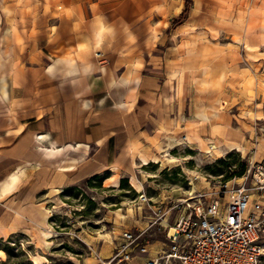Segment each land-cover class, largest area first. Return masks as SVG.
Returning a JSON list of instances; mask_svg holds the SVG:
<instances>
[{"label":"rangeland","instance_id":"1","mask_svg":"<svg viewBox=\"0 0 264 264\" xmlns=\"http://www.w3.org/2000/svg\"><path fill=\"white\" fill-rule=\"evenodd\" d=\"M190 1L185 21L172 27L167 16L155 20L151 15L161 10L165 0H130L136 18L132 31L145 37L134 43L149 48L150 67H161V73L151 69L145 73L170 84L163 92L166 105L153 109L166 119L165 125L155 128L160 138H152L154 152L139 159V163L142 158L151 159L149 165L137 168L141 164L135 166L134 161L127 171L93 174L94 164L87 161L80 174L46 198L40 188L62 163L47 162L39 174L37 198L23 190L21 199L10 205L20 215L14 217L12 211L7 220L18 231L2 242L0 264H99L121 231L158 219L157 208L165 206L160 202L169 199L153 197L165 191L177 192L179 199L227 184V191L243 186L253 199H264V0ZM51 2L0 0L1 98L7 99L14 78L23 80L17 71L19 54L45 32ZM165 6L168 15H174L181 11L178 7L183 10L185 0H166ZM175 117L176 123L169 120ZM167 144L174 146L168 154L175 162L168 163L158 150ZM133 177L142 183L141 193L132 187ZM140 194L150 206L140 204ZM141 206L142 211L137 210ZM119 214L124 218L119 219ZM260 264H264V253Z\"/></svg>","mask_w":264,"mask_h":264},{"label":"crops","instance_id":"2","mask_svg":"<svg viewBox=\"0 0 264 264\" xmlns=\"http://www.w3.org/2000/svg\"><path fill=\"white\" fill-rule=\"evenodd\" d=\"M165 2L151 15L155 20L167 16L169 24L184 8L168 15ZM131 8L130 0H52L45 32L19 54L17 71L23 80L14 78L7 99L0 97V253H4L2 242L18 231L7 220L12 211L14 217L20 215L11 203L21 199L23 190L37 198L39 174L47 162H62L40 188L49 198L50 191L64 188L87 161L94 164L93 174L97 170L113 174L111 169L127 171L134 161L135 166L140 164L141 155L154 152L150 141L166 119L153 109L166 105L163 92L170 84L145 73L146 69L161 73V67H150L149 48L134 43L145 37L132 31L136 18ZM2 95L6 97L4 90ZM169 120L177 122L176 117ZM227 128H223L225 136ZM157 196L153 199H169L160 202L166 208L179 194L165 191ZM175 219L176 213L170 212L164 219H150L142 228L132 227L138 233L153 224L144 237L148 253H134L130 264L154 258L165 244L163 227ZM121 233L103 259L111 256Z\"/></svg>","mask_w":264,"mask_h":264},{"label":"built area","instance_id":"3","mask_svg":"<svg viewBox=\"0 0 264 264\" xmlns=\"http://www.w3.org/2000/svg\"><path fill=\"white\" fill-rule=\"evenodd\" d=\"M227 190L226 184L213 192L190 193L171 202L167 210L158 209V219L170 212L176 213V219L171 226L163 227V248L144 264H260L264 253V199L251 198L243 186ZM139 202L150 206L142 194ZM148 228L138 233L123 231L111 256L99 260V264H130L134 253L147 254L144 237Z\"/></svg>","mask_w":264,"mask_h":264},{"label":"bare ground","instance_id":"4","mask_svg":"<svg viewBox=\"0 0 264 264\" xmlns=\"http://www.w3.org/2000/svg\"><path fill=\"white\" fill-rule=\"evenodd\" d=\"M101 22V21H100ZM102 25V24H101ZM104 29V28H103ZM102 30V29H101ZM102 32V31H101ZM188 141V140H187ZM189 142V141H188ZM201 144V143H200ZM215 144V143H214ZM167 146H168V144H167ZM212 146V145H211ZM53 148V147H52ZM174 148V146H168L166 149H163V148H161L160 149V147H158V150H160V153H163L164 154V156L166 157V161L168 162V163H172V162H175V159H174V157H172V156H170L169 154H168V151L169 150H172ZM231 148V147H230ZM54 149V148H53ZM163 149V150H162ZM200 149V148H199ZM203 149V148H202ZM213 149L214 150H217L218 148L217 147H213ZM235 148H231V150H234ZM204 150L207 152V153H212V151L210 150V147H206V148H204ZM215 156H217L216 157V159H218L219 158V155H218V153H213ZM210 155V154H209ZM154 159H156V158H154ZM148 160L151 162V159H147V158H142L141 160H140V164H141V166H147V165H149V163L150 162H148ZM157 162H160V161H158L157 160ZM156 163V162H155ZM163 164L164 163H162V167H163ZM141 166H137V168H141ZM17 171V170H16ZM20 172V171H19ZM18 172V173H19ZM17 173V172H16ZM13 174V173H12ZM21 174V173H20ZM20 174H19V176H20ZM17 175V174H16ZM22 175H23V173H22ZM18 177V176H17ZM11 178V177H10ZM19 178V177H18ZM261 179V178H260ZM13 181V180H12ZM16 181V180H15ZM131 181L132 182H134V184H133V188H134V190L137 192V193H141L142 192V187H141V185L137 182V179L135 178V177H133V178H131ZM17 182V181H16ZM261 182V181H260ZM12 183V182H11ZM10 183V185H12ZM9 185V186H10ZM8 186V187H9ZM12 187V186H11ZM113 187H115V186H113ZM7 188V187H6ZM3 189H5V188H3ZM2 189V190H3ZM253 196H251V198H252ZM119 211H121V210H119ZM127 211V210H126ZM133 210L132 209H128V212H132ZM127 212V213H128ZM119 216V219H123L124 217H123V215H121V214H119L118 215ZM116 223H117V221H116Z\"/></svg>","mask_w":264,"mask_h":264},{"label":"trees","instance_id":"5","mask_svg":"<svg viewBox=\"0 0 264 264\" xmlns=\"http://www.w3.org/2000/svg\"><path fill=\"white\" fill-rule=\"evenodd\" d=\"M191 4L190 0H185V7L180 16L172 22V27H177L180 26L186 19L188 11H189V6Z\"/></svg>","mask_w":264,"mask_h":264}]
</instances>
